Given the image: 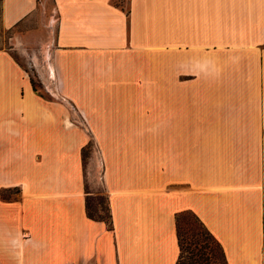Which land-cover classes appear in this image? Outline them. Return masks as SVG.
<instances>
[{
  "label": "crops",
  "instance_id": "crops-1",
  "mask_svg": "<svg viewBox=\"0 0 264 264\" xmlns=\"http://www.w3.org/2000/svg\"><path fill=\"white\" fill-rule=\"evenodd\" d=\"M38 1L0 0V264H176L183 210L229 264H264V0H53L63 103L2 44ZM70 106L112 229L87 214Z\"/></svg>",
  "mask_w": 264,
  "mask_h": 264
},
{
  "label": "rangeland",
  "instance_id": "rangeland-1",
  "mask_svg": "<svg viewBox=\"0 0 264 264\" xmlns=\"http://www.w3.org/2000/svg\"><path fill=\"white\" fill-rule=\"evenodd\" d=\"M57 27L58 14L54 1L39 0L37 9L29 18L11 30L3 32L2 44L23 66L25 74L30 77L32 84L34 83L33 87H36L34 89L41 98L46 101L63 103L64 97L53 93L54 91L57 94V90L60 88L53 64ZM72 106H70L72 120L79 122L78 124L90 136L88 144L82 149V156L86 174V190L91 193L89 196L91 213L95 216H106L107 194L104 186L101 154L95 143L92 130L85 127L87 121ZM14 197L15 192L6 190L0 192V200Z\"/></svg>",
  "mask_w": 264,
  "mask_h": 264
},
{
  "label": "trees",
  "instance_id": "trees-1",
  "mask_svg": "<svg viewBox=\"0 0 264 264\" xmlns=\"http://www.w3.org/2000/svg\"><path fill=\"white\" fill-rule=\"evenodd\" d=\"M87 193L90 192L87 191ZM89 196H87L86 203L88 216L95 220L105 221L112 229V214L108 196L106 216H95L91 213ZM176 229L180 248L176 264H229L221 242L195 212L191 210L178 212L176 214Z\"/></svg>",
  "mask_w": 264,
  "mask_h": 264
}]
</instances>
